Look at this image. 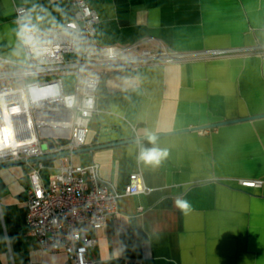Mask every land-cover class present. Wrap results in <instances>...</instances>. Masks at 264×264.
I'll return each instance as SVG.
<instances>
[{"label": "crops", "instance_id": "0c3cea01", "mask_svg": "<svg viewBox=\"0 0 264 264\" xmlns=\"http://www.w3.org/2000/svg\"><path fill=\"white\" fill-rule=\"evenodd\" d=\"M87 1L99 15L100 45H264V0ZM17 5L40 29L64 23L71 9L66 0H0V56L23 61ZM96 106L72 160L96 162L119 192L139 172L147 189L122 195L116 217L88 230L93 264H264V183H238L264 178V50L105 75ZM148 134H157L155 143ZM142 148L166 154L145 164ZM29 184V163L0 166V264H66L63 251L42 249L25 232ZM177 199L188 202L186 212Z\"/></svg>", "mask_w": 264, "mask_h": 264}, {"label": "built area", "instance_id": "2783aa9c", "mask_svg": "<svg viewBox=\"0 0 264 264\" xmlns=\"http://www.w3.org/2000/svg\"><path fill=\"white\" fill-rule=\"evenodd\" d=\"M66 1L71 17L45 29L31 22L24 5L14 9L25 59L0 56V163L24 160L30 165L26 234L42 249L63 251L66 264H93L88 252L96 237L88 230L116 217L122 195L147 189L141 174L132 171L119 192L99 176L96 162L80 164L71 158L85 144L101 78L147 64L263 51L264 45L196 51L149 48L144 39L100 45L94 38L96 10L87 0ZM67 72L75 75L72 90L64 87ZM44 158H52L51 164ZM49 168L55 172L44 179L41 171ZM238 183L257 187L264 178H242Z\"/></svg>", "mask_w": 264, "mask_h": 264}, {"label": "clouds", "instance_id": "9594fccd", "mask_svg": "<svg viewBox=\"0 0 264 264\" xmlns=\"http://www.w3.org/2000/svg\"><path fill=\"white\" fill-rule=\"evenodd\" d=\"M148 139L150 142L155 143L156 137L152 134H148ZM166 153H162L160 150L156 148L152 149H141L139 159L143 161L145 164H150V165H157L160 162V159L162 158L163 155ZM176 206L179 208L182 212H186L190 205L186 200H181L177 199L176 200Z\"/></svg>", "mask_w": 264, "mask_h": 264}, {"label": "rangeland", "instance_id": "374dc122", "mask_svg": "<svg viewBox=\"0 0 264 264\" xmlns=\"http://www.w3.org/2000/svg\"><path fill=\"white\" fill-rule=\"evenodd\" d=\"M63 79H64V87L66 90H72L73 86H74V81H75V75L71 72H67L63 75ZM45 144H42V148H45ZM47 169L43 170V173L45 175H47Z\"/></svg>", "mask_w": 264, "mask_h": 264}, {"label": "water", "instance_id": "95a60500", "mask_svg": "<svg viewBox=\"0 0 264 264\" xmlns=\"http://www.w3.org/2000/svg\"><path fill=\"white\" fill-rule=\"evenodd\" d=\"M218 124V123H217ZM198 127H193V128H191V129H197ZM159 134H161V133H159ZM158 134V135H159ZM157 135V134H156ZM156 135H154V136H156ZM148 137V136H147ZM135 140V139H134ZM49 147H52V144L51 143H49V145H48ZM77 150H79V149H77ZM77 150H75V151H77ZM74 151V152H75ZM20 162H25L24 160H17V161H7V162H2V163H0V166H2V165H10V164H13V163H20Z\"/></svg>", "mask_w": 264, "mask_h": 264}, {"label": "trees", "instance_id": "16d2710c", "mask_svg": "<svg viewBox=\"0 0 264 264\" xmlns=\"http://www.w3.org/2000/svg\"><path fill=\"white\" fill-rule=\"evenodd\" d=\"M43 161H44V163H45L46 165H50L51 162H52V158H44ZM42 172H43V171H42ZM43 174H44V173H43ZM44 175H45V174H44Z\"/></svg>", "mask_w": 264, "mask_h": 264}]
</instances>
